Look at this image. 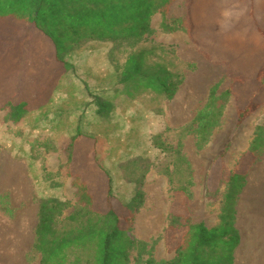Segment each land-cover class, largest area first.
<instances>
[{"label":"trees","instance_id":"trees-1","mask_svg":"<svg viewBox=\"0 0 264 264\" xmlns=\"http://www.w3.org/2000/svg\"><path fill=\"white\" fill-rule=\"evenodd\" d=\"M173 1L0 0V88L9 111L8 121L18 124L39 109L33 113L35 120L39 119L37 116L47 114L54 121L56 134L61 131L70 140L66 148L70 175H73L70 171L72 165L89 161L107 181L108 209L105 211L99 207L90 185L80 176H75L73 186L78 191L79 207L66 219L71 223L68 228L60 225L64 222L61 217L71 208L70 203L58 198L41 200L33 247L34 252L41 256V264H129L132 251H141L140 255L145 252L146 244L132 236L135 216L145 204L144 191L138 190V183L143 180L131 181L125 171L129 166L140 169L139 163L143 159L151 160L150 153L157 145L144 142L147 149L136 151L137 119L133 125L130 120L120 124L118 127L125 131L116 133L114 129L118 127L113 122L116 107L113 104L126 102L129 110H132V105L136 114V100L141 97L140 93L150 91L173 100L182 79L174 80L172 73L162 65L147 68V51L130 55L126 64L120 66L113 63L80 65L67 58L91 42L121 46L146 41V36L152 33V17L157 13L165 16ZM196 5L198 0H191L187 22L191 38L198 45L214 46L220 52L224 48L219 45V36L228 28L227 36L225 34L223 38L229 40V54L236 58L234 64L240 69L250 67L257 70L256 86L264 89V47L260 41L264 28L258 26V33L253 28V18L256 20L263 13L264 0H211L205 5L202 16L198 15ZM237 18L243 19L237 21ZM245 18L249 21L241 23ZM250 21L252 24L248 23ZM208 23L213 24L209 29L212 34L203 29ZM259 23L264 26L261 20H256L255 24ZM163 28L173 31L165 23ZM82 53L86 59L93 54L88 48ZM22 65L30 68L27 70L29 74H25ZM115 87H131L133 91H129L127 97L114 101L109 94ZM231 93L229 90L225 96ZM57 99L58 104L55 103ZM77 99L82 104L79 111L84 113V119H89V123L79 118L72 120L71 112L65 115L64 109L59 108L68 107L72 111L73 106H77ZM48 105L49 108L51 106L49 113L44 111ZM254 107V103H249L240 110L238 122L242 123ZM127 114L131 113L123 111V116ZM138 117L141 118L140 115ZM102 129H107L108 133L104 135ZM90 134L101 135V149L99 140ZM109 145H114L115 151H109ZM263 146L264 135L260 132L249 151L252 161ZM121 147L124 150L117 152ZM101 150L105 158L100 155ZM225 153L227 148L223 155ZM245 181V172L232 173L220 223L211 229L203 223L192 224L188 220L182 224V213L172 210L169 229L183 227L186 231L174 259L167 264L233 263L241 242L236 227V202ZM189 186L184 182L173 195L187 197ZM215 194L216 191H208L209 198ZM112 202L120 204L125 219L111 206ZM139 264L156 263L150 258Z\"/></svg>","mask_w":264,"mask_h":264},{"label":"rangeland","instance_id":"rangeland-1","mask_svg":"<svg viewBox=\"0 0 264 264\" xmlns=\"http://www.w3.org/2000/svg\"><path fill=\"white\" fill-rule=\"evenodd\" d=\"M210 2L198 0V15H203L205 5ZM190 3L191 0H174L165 16L155 14L151 20L152 33L146 36V41L121 46L91 42L83 49L92 50L91 58H83V50L67 58L80 65L120 66L126 64L130 55L147 51V68L162 65L174 80L182 79L173 100L150 91L140 93L136 114L126 102L113 104L116 107L113 122L117 127L127 120L132 125L134 119L138 120L136 151L147 149L144 142L157 145L150 153L151 160L143 159L139 163L140 169L129 166L125 171L129 180H143L138 183V190L145 194L144 207L132 225V236L145 243L146 249L142 255L141 251H132L129 264L144 263L150 258L156 264H167L174 259L186 228L169 229L173 209L182 213V224L188 220L192 224L203 223L209 229L216 227L234 172H245L246 181L236 202V227L241 242L232 264H242L238 255L243 229L254 218L251 213L264 216V146L254 161L249 156L255 137L260 132L264 135V89L256 86L258 71L250 67L240 69L234 64L236 58L229 54V40L223 38L228 28L219 36L223 51L198 45L187 32ZM256 20L264 23V9ZM256 20L253 18V28L258 33V26H264L256 25ZM247 21L245 18L241 23ZM164 23L173 31L164 29ZM212 25L204 24L203 29L210 32ZM260 41L264 47V35L260 34ZM22 68L29 74L30 68L24 65ZM34 75L39 76L37 72ZM131 90V87H115L109 95L117 101L127 97ZM229 90L232 93L225 96ZM249 103L255 104L253 112L239 123L238 112ZM50 108L48 105L43 110L49 113ZM126 110L131 114L123 116ZM37 111L18 124L8 121L9 111L0 88V264H41V256L33 248L40 202L58 198L70 203L71 208L61 217L64 222L60 225L70 227L66 219L79 207L78 191L73 186L75 176L90 185L99 207L108 209L107 181L103 174L92 162L79 161L78 166L70 167L73 173L70 175L66 151L70 140L61 131L56 134L54 121L47 114L35 120L33 113ZM147 118L148 122L142 124ZM114 131L121 133L125 129L118 127ZM102 132L108 133L107 129ZM130 136L133 142L132 133ZM184 182L190 185L187 197L174 196L175 189ZM209 190L216 191L214 197L209 198ZM249 200L253 201L249 204ZM111 206L125 219L119 203L112 202Z\"/></svg>","mask_w":264,"mask_h":264},{"label":"bare ground","instance_id":"bare-ground-1","mask_svg":"<svg viewBox=\"0 0 264 264\" xmlns=\"http://www.w3.org/2000/svg\"><path fill=\"white\" fill-rule=\"evenodd\" d=\"M252 201L249 200V204ZM251 214L254 218L248 221L243 229V245L238 259L242 264H264V230L262 229L264 216L263 214L257 215L254 212Z\"/></svg>","mask_w":264,"mask_h":264},{"label":"crops","instance_id":"crops-1","mask_svg":"<svg viewBox=\"0 0 264 264\" xmlns=\"http://www.w3.org/2000/svg\"><path fill=\"white\" fill-rule=\"evenodd\" d=\"M80 85V84H79ZM61 97L62 96H64V95H60ZM60 96H58L57 98H59ZM66 96V95H65ZM78 99L79 100H81L82 99V97H78ZM78 99H77V106H73V108L71 109L72 111H69V109H68V107H64L63 108V106H61V107H59V108H61V109H64V114L65 115H67V114H71L72 113V120H75V121H77V120H85L84 121V123H89L88 122V120L89 119H84V113H80V109H81V107H82V104L80 103V101L78 102ZM56 104H58V99H57V102H55ZM81 105V106H80ZM69 112H71V113H69ZM79 115H80V117H79ZM79 118V119H78ZM90 135H93L96 139H98L99 140V148L101 149V147H102V145H101V142H102V137H101V135H98V134H90ZM65 136V135H64ZM114 145L112 146V145H109V151H115L114 150ZM124 150V148L123 147H121V149L119 150V151H117V152H122ZM100 155H102V158H105V155H104V153H103V151L101 150V152H100ZM109 163L110 164H112V162L111 161H109ZM242 238H243V235H242ZM242 245H243V241H242Z\"/></svg>","mask_w":264,"mask_h":264}]
</instances>
